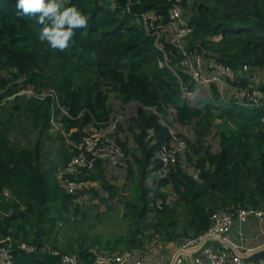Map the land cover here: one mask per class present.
I'll return each mask as SVG.
<instances>
[{"label":"trees","instance_id":"trees-1","mask_svg":"<svg viewBox=\"0 0 264 264\" xmlns=\"http://www.w3.org/2000/svg\"><path fill=\"white\" fill-rule=\"evenodd\" d=\"M16 3L0 0V100H5L0 109L7 97L18 99L10 105L15 112L0 120V246L8 247L14 264H61L63 255L87 264L92 246L108 253L140 249L143 239L155 234L178 242L206 231L215 212L264 208V108L225 105L215 87L210 98L191 104L184 90H193L194 83L179 64L178 50L166 33L158 39L162 50L155 44V26L167 21V0H67L90 19L64 51L41 42L38 16L19 14ZM183 5L192 27L190 50L234 70L264 69V0H184ZM149 11L156 15L152 24L143 19ZM243 83L242 78L237 84ZM25 90L31 94H19ZM128 103L136 104V111L119 125L124 135L116 139L125 155L121 188L95 159L92 170L64 178L98 181L99 189L67 193L55 177L69 162L62 140L83 143ZM13 113L21 116L15 125ZM168 117L172 122L164 124ZM54 120L61 135L53 136L61 145L48 158ZM175 123L188 134H172ZM210 136L218 138L215 150L206 145ZM130 139L133 150L126 147ZM179 139L184 151L175 147ZM162 147L173 151L176 161L164 177L148 180L161 167ZM168 185L171 197L161 191ZM83 194L109 210L110 198L117 196L120 221L128 224L124 231L61 242L60 229L79 212ZM248 259L264 261V248Z\"/></svg>","mask_w":264,"mask_h":264},{"label":"built area","instance_id":"built-area-1","mask_svg":"<svg viewBox=\"0 0 264 264\" xmlns=\"http://www.w3.org/2000/svg\"><path fill=\"white\" fill-rule=\"evenodd\" d=\"M167 1V21L163 26H155L156 29L153 32L155 44L162 50V47L158 44V39L162 33H166L169 43L178 50L179 64L194 83L193 90H184L191 104L194 105L193 99L198 94L210 98L211 88L215 87L219 94V100L225 105L238 104L264 108V87L262 82H256L260 70L247 65H242L239 70H234L207 56L203 51L190 50L187 46V39L192 32V27L187 24L184 17V0ZM143 19L145 22L148 20L152 24L156 20V15L153 11H149L143 14ZM242 78L245 83L237 84L239 79ZM232 83H236V85ZM225 87L231 89V97L223 98ZM19 94L29 95L31 92L25 90L19 92ZM12 97L6 99L9 100ZM4 101L0 100V105ZM130 105L136 104L128 103L123 106V110L126 111ZM120 118L121 111L114 112L107 127L101 129L103 130L102 133L111 135ZM88 139L89 137L83 143L69 142L70 146L73 147V151L70 154L68 164L62 168V172L59 171L62 174L60 184L67 193L74 194L82 192L90 186L95 187L94 182L64 178L67 175L79 174L78 172H81L83 168L94 167L95 159L106 160L109 158L108 161L116 163L117 167L121 168L124 163L125 155L116 142L117 140L115 141L110 137L106 142V146L97 151L92 150L95 142L90 143ZM183 142L181 139L177 140V143H175L176 149L183 151ZM98 144L101 145L102 143L99 142ZM159 159L161 167L151 173V181L164 177L170 166L176 161L173 151L166 147H162ZM193 175L196 177V173H193ZM252 221L258 223L264 221V208H237L215 212L210 216V224L207 230L198 236L185 238L178 242H163L164 249L148 244L140 249L123 250L121 252H94L91 262L87 264H260L261 261L249 260L248 256L261 244L253 248L244 246L246 238L244 226ZM234 226L237 240L232 238L231 234ZM208 240L218 241L219 247L213 248L205 245ZM20 247L27 251L33 250V247L24 244ZM60 261L61 264H85L75 255H63ZM0 264H14L12 254L7 246H0Z\"/></svg>","mask_w":264,"mask_h":264},{"label":"rangeland","instance_id":"rangeland-1","mask_svg":"<svg viewBox=\"0 0 264 264\" xmlns=\"http://www.w3.org/2000/svg\"><path fill=\"white\" fill-rule=\"evenodd\" d=\"M161 64V63H160ZM260 78V79H259ZM257 79L256 82H264V70H260V72L257 74ZM225 91L223 93L224 97L223 98H228L229 96L231 97V89H227V87H225ZM18 99H12V100H8V102L2 106V110L0 109V120H7L9 118L8 114H11L12 111H14L12 109V107L10 108V105H13L14 103H17ZM116 104V103H114ZM196 105V102L195 104ZM4 108V111H3ZM121 111V118L119 119V121L116 124V128L113 130L111 135L108 134H104L102 133L103 130H101V128L99 129H93L92 133H91V137H89V142L90 143H94V146L92 148V150H97L99 151L100 149H103L106 146V142L107 140H109L110 137H112L115 141L116 139H118L119 137L123 136L124 134H122V132H120L119 130V125L121 123L127 124L128 120L130 118V116L135 114L136 111V105H130L127 107L126 111L122 109H119ZM118 110V111H119ZM15 112V111H14ZM19 117L21 118V116H17L15 113H13L12 116H10V119L13 122V125H15L14 121L15 118ZM171 119L168 117L166 120L162 119V122L164 124H167V122H172L170 121ZM218 122V120H217ZM170 130L172 133H174L175 135L179 134H184L187 135L188 134V130H185L183 128H180L176 123L174 125H172V127L170 126ZM49 133L52 135L53 139L49 140L46 143V148H45V153L48 154V158L52 155L56 154V150L58 147H60L61 145V140L59 137H57L60 134V124L57 123V121H53V123L51 124ZM131 132H127L128 136H130ZM53 134H56L57 136H53ZM63 134V133H62ZM61 135V134H60ZM64 137H66L65 134H63ZM62 136V137H63ZM63 137V138H64ZM91 140V138H93ZM65 142L64 144H66V149L68 150V155L70 158V154L73 151V147L70 146L69 141H67V139L62 140V143ZM101 142L102 144L99 145L98 143ZM217 144H218V138L215 136H210L207 138L206 141V145H210V147L215 150L217 148ZM126 147H128L129 149L133 150L135 148V145L133 143V139H130L126 145ZM182 149L183 151L186 148V144L183 142L182 143ZM86 150V149H84ZM89 155V153H88ZM101 165L103 166L104 170L107 171L109 173L108 176V180L109 181H118L115 185L119 186L121 188L122 182H123V176H124V168L121 167H117L116 163H111L109 160V158H107L106 160L101 159ZM61 169V170H60ZM86 171L92 170V168H83ZM62 168H59L57 173L55 174L56 179L61 182V177L62 174L59 173L62 172ZM186 172H190V169H187ZM80 173V172H78ZM151 176V174L149 175V177ZM151 180V177L148 179ZM147 180V181H148ZM151 181H149L150 183ZM148 183V182H147ZM95 184V188L99 189L100 187V183L98 181H94ZM152 187H155V184L151 185ZM164 194H166L167 196L171 197V189L170 186H164L161 190ZM122 194H124L122 192V189L120 191ZM106 196V194H103ZM110 202H111V207L112 209H108V206L99 201L96 198H93L91 196H89L88 194H83L82 196H80L77 199V203L79 204V212L75 215H72L73 213L70 214L68 220L66 221V223L63 225V227L60 229L61 232V236L59 237V239L61 240V242L65 241L66 239H70V240H75L77 239L78 236H83L86 235L88 237H92L94 235L97 234H101L102 239H104L107 235L113 237L114 235H118L121 232L124 231V228H126V226H128V224H124V222L120 221V215L122 213L123 210V206L119 200V198H117V196H114L112 198H110ZM161 208V206H160ZM120 218V219H119ZM119 219V220H118ZM115 223H118L117 226H114ZM235 228V226H234ZM234 232H236L234 230ZM143 246L144 245H148V244H152L153 247L158 246L161 249L165 248V245H163V242H172V241H166L163 240L161 238V236H159L158 234H155L154 236H151L150 238H144L143 239ZM207 246H212L213 248H217L219 247V242L218 241H213V240H208L206 242ZM92 251L96 252L97 247L96 246H92L91 249ZM100 252H105L104 250H101ZM120 252V251H117ZM108 253V252H106Z\"/></svg>","mask_w":264,"mask_h":264},{"label":"clouds","instance_id":"clouds-1","mask_svg":"<svg viewBox=\"0 0 264 264\" xmlns=\"http://www.w3.org/2000/svg\"><path fill=\"white\" fill-rule=\"evenodd\" d=\"M15 8L21 15L38 16L43 25L38 38L53 50L64 51L76 30L87 28L90 19L76 5H67V0H17Z\"/></svg>","mask_w":264,"mask_h":264},{"label":"crops","instance_id":"crops-1","mask_svg":"<svg viewBox=\"0 0 264 264\" xmlns=\"http://www.w3.org/2000/svg\"><path fill=\"white\" fill-rule=\"evenodd\" d=\"M264 70V69H263ZM207 97L203 96V95H196V97L193 99V102L196 105L200 104L201 102H204V100H206ZM235 228L231 231L232 234V238L236 239V232H234ZM244 231L246 233V238L244 240V246L247 247V243H253L252 246L254 245V242L256 241L255 244L259 245L261 244V248L257 249V250H261L262 248H264V221L261 223L258 222H250L249 224L244 226ZM249 247V245H248ZM251 247V246H250ZM255 250V251H257ZM254 252V251H253Z\"/></svg>","mask_w":264,"mask_h":264},{"label":"water","instance_id":"water-1","mask_svg":"<svg viewBox=\"0 0 264 264\" xmlns=\"http://www.w3.org/2000/svg\"><path fill=\"white\" fill-rule=\"evenodd\" d=\"M259 248H261V247H258L257 249H259ZM257 249H256V250H257Z\"/></svg>","mask_w":264,"mask_h":264}]
</instances>
